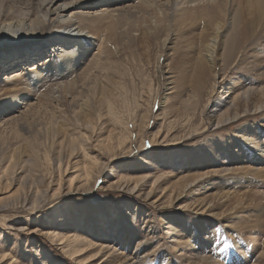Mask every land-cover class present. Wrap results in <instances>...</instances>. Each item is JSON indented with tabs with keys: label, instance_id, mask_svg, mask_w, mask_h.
<instances>
[{
	"label": "bare ground",
	"instance_id": "1",
	"mask_svg": "<svg viewBox=\"0 0 264 264\" xmlns=\"http://www.w3.org/2000/svg\"><path fill=\"white\" fill-rule=\"evenodd\" d=\"M41 33L45 36L36 39ZM24 39H30L28 48L0 53V71L8 66L18 68L0 77V165L6 162L0 177L10 171L11 175L16 164L26 161L24 155L37 158L41 145L42 160L50 164V151L56 147L66 149L67 155L56 154L57 177L44 179L43 194L51 189L49 197L54 198L64 184L66 190L94 189L107 168L118 166L119 173L108 186L126 187L139 202L125 200L121 213L106 205L92 209L91 214L75 212L72 217L82 232H47L74 263L144 264L152 248L143 244V258H138L140 239L131 247L137 236L132 232L133 217L145 214L140 203L167 217V221L161 219L165 229L175 224L178 238L171 243L184 244L180 249L187 251L192 264L212 263L203 251L209 242L203 232L216 224L252 237L259 231L264 235V193L258 194V188H264V0H0V47L19 46ZM118 39L125 52L138 56L137 65L153 69L158 86L154 88L151 80L147 83L148 108L136 103L125 110L122 102L119 105L123 88L119 78L125 64L109 51ZM28 62L34 64L26 68ZM171 98L181 100L173 109L169 105L171 114L164 117L186 115L189 140L200 133L226 134L202 139L184 151L149 152L143 139L149 127L145 119L156 103L159 114L164 113L163 105ZM141 108L143 113L137 115ZM102 111L119 130L106 128V136L94 134L93 138L84 129L94 131ZM197 112L199 120H195ZM241 119L250 120L230 130L229 125ZM34 122L39 125L36 130ZM67 125L79 134L71 135ZM170 128L169 120L166 131ZM92 138L97 151L92 149ZM134 151L156 169H180L183 176L153 173L151 168L144 173L139 162L132 161ZM79 156L81 165L72 166H79L77 173L63 183L72 168L71 158ZM126 169L136 174H126ZM11 185L9 177L0 178L1 206L9 200L30 203L24 193L18 201L21 189L11 191ZM174 207L191 211L195 222L188 224L183 214L172 215L169 211ZM34 209L40 210L35 205L29 208ZM148 217L152 220L153 215ZM196 231L195 238L202 243L199 251L189 243ZM117 245L136 252L116 251ZM252 251L254 264H264V246H253ZM11 258L9 252L0 250V263L14 264ZM44 260L45 264H61L49 255Z\"/></svg>",
	"mask_w": 264,
	"mask_h": 264
},
{
	"label": "rangeland",
	"instance_id": "2",
	"mask_svg": "<svg viewBox=\"0 0 264 264\" xmlns=\"http://www.w3.org/2000/svg\"><path fill=\"white\" fill-rule=\"evenodd\" d=\"M44 36L45 35L41 33L36 39H41ZM29 43L30 39H24L20 43L21 45L19 46H2L0 47V53L15 48H28L30 45ZM122 45V42L118 39L116 40V42H112L109 47V51L115 56H117L119 59L123 60V63L125 64L124 68L121 69L123 74L119 78L121 86L123 85L121 91L122 97L119 102V105L122 102V107L125 106V108H123L125 110L126 107L133 109L136 103H141L143 105V108H148L149 98L151 94L149 93L147 83L149 80H151L154 88H157L158 86L156 84V80L154 79L155 74L153 72V69H151L150 67L147 68L146 66L137 65L139 61L138 56L135 55L133 58L130 53L125 52V48L122 47ZM44 56L45 55H43L42 57ZM132 60H134L135 64L132 63ZM31 64L34 63L28 62L24 64V66L27 68ZM14 67L15 68H10L8 66L7 69H2V71H0V77L3 78L6 75L8 76L11 71L18 69L17 66ZM25 71L26 69H24V72ZM112 71L113 74L117 76V70L112 69ZM180 100L181 98H176V100L172 99L169 101V103L164 104V113L162 112L160 114L157 111V103L153 105V113L148 119H145L148 121L149 127L146 129L145 134L143 136L145 146H149V149L151 148V151L149 152L156 153L158 151H161V154H166L168 150L184 151L186 147L189 148L190 146H192V148H194L195 146H198L202 139L214 137L216 135L226 134L225 131H218L217 134H214L213 132H208L205 134L200 133L199 135L197 134L196 139L189 140L187 138L189 136V130L187 129V125H189V123L186 115L180 114L177 116H172V113L171 119H165L164 117V115L169 116L171 114L168 113L170 111L169 109H171H168L169 105H171L173 109L174 107H176L177 103L180 102ZM222 101L223 99L218 102L221 103ZM226 101L228 100L226 99ZM155 107L157 108L155 109ZM143 111L144 109L142 108L138 109L136 114L141 115ZM68 113L71 114V112ZM196 115L198 117H196L195 120H199L201 118L199 112H197ZM72 120L74 121V119ZM128 120L131 122V118H128ZM169 120L171 121V128L169 131H166V125ZM247 120L241 119L239 121L232 122L229 125L230 130H234L235 126L244 123ZM98 123L100 125H98ZM98 123H96L94 131L84 129V132L87 135L92 134L93 138H96L94 137V134H96L98 138H102L107 135L106 128L112 129V127H115L111 124V120L107 118L104 111H102L101 122ZM128 125V127H130L131 129L133 128L131 123H129ZM38 128L39 125L34 122L33 129L36 130ZM67 128L69 129L67 131L71 135L77 136L79 134V131L73 128L71 125H67ZM211 128H213L214 130L215 126ZM116 129L119 130L118 128ZM159 129L161 130L159 135L154 137V135ZM80 130H83L82 127H80ZM168 134L169 136H167ZM39 136L42 138L41 141L43 142V136H41V134ZM132 137H134V134L132 135ZM93 138L91 139V146L93 147L92 149H94V151H97L98 149L94 145L96 142L93 141ZM39 149L41 150L37 158H35L34 156L29 157L27 155H24L23 160L26 161L23 163L16 164L14 172L11 175L8 174L11 172L10 171L8 173L5 172L0 177L2 178V181H4V179L7 177L11 179L12 185L8 188L11 189V191H14L15 189H21L18 201H21V199L25 197L22 196L24 193L25 195L27 194V198L30 202L28 203L27 201H25L24 203L16 204L15 202H12V200H9L7 204H4V206L0 205V250H4L7 253L9 252L10 256L13 257V259L11 258V260H14L12 261L14 264H45V255H49L51 258L59 260L61 264H76L74 263V259L69 257V254L62 250L60 245L55 243V241L52 242L51 238L47 235V232H52L54 230H56V232H70L71 229L76 232H82L81 228H79V225L81 224L79 223V221L78 223L74 221L76 218L74 219L72 217L75 212L85 210L88 214H91L92 209L98 210V207H104L106 205L110 206V208H112L117 213H121L124 212L126 209L125 206L122 204L125 200H129L137 205H139V202L136 198H131L133 196L127 193L128 191L126 190V187L122 185H114L113 187L108 186L109 183L115 181V176L119 173L118 166L117 168L114 167L113 170L107 168V170L105 171L106 174H104V177H102V180H100L96 184L94 189L88 191H84L83 189L66 190L67 184H64L62 187V191L56 197L50 198L49 195L52 192L51 189L47 190L44 194L42 192V190L44 191V181H46L49 177H54L56 179V154L59 153L62 155V157H65L67 155V151L66 149L58 150V148L55 147L54 150L50 151V157H52V160L49 164L45 160H42L43 156H41V154L43 153V146L41 145ZM243 149H246V146H244ZM131 157L132 161L136 163L139 162L140 167L145 169L144 173L149 172L148 169L151 168V172L153 173H160L161 171H163L164 173L169 175H176L177 177L183 176V173L180 169L176 170L171 167H165L164 169L159 167V169H156L153 162H143L140 156H138L137 152L135 151L132 153ZM82 159L83 158L81 156L71 158L70 166L72 167L74 163H77L80 166L81 162L83 161ZM2 163L4 165H0V171L3 169V166L6 165V162ZM111 164L109 165V167L111 166ZM79 166L74 168L72 167L67 170V172L63 176V183H65V180L69 176H73L77 173L76 169H78ZM123 172L131 175L136 174L135 172H131V169H126ZM20 183H22L23 185L19 186ZM36 186H38L40 190H37ZM51 187H56L55 182L52 183ZM262 192L264 193V188L259 187L258 194L262 195ZM2 196H4V190H0V198ZM9 203H13V205ZM32 205L38 206L40 210H29ZM140 205H142L141 207H143L145 214L140 217L141 219L139 217L134 216V218L132 216L134 228L132 232L137 236L134 241L132 240L133 242L131 244V247L134 248L136 246L138 239H140L139 241H141L142 243H140L137 247V250H140L138 252H141L138 255V258L139 256L143 258L142 246L143 244H146L147 247L149 246L148 248H152L153 253L149 254V258H144V264H192L188 261V258H190V256L189 254H187V251L183 248L180 249V247H184V244L181 245V242L179 241L174 244L171 243V240L178 238H176V231H174L175 227H173L175 224L172 225V228L165 229V223H163V225L161 223L162 221H164L161 220L164 217L162 216V214L159 213V210L148 205H143L141 203ZM174 208V210L170 209L169 211L171 213H174L172 215L181 216L183 214L187 216L186 218L188 224L195 222L196 216L190 215L191 211L182 212L180 209H177V207ZM173 211H177L178 213ZM150 215H153V217H151L152 220L148 217ZM85 218L87 219L88 215H86ZM164 219L167 221V217ZM124 222L125 221H123L122 223ZM215 222L216 221H214L213 223L216 224ZM149 225L151 227H149ZM189 226L190 225H186V227ZM220 227L221 224H216L214 227H209L206 232H203V236H207V239L209 238V242H207L208 247H204L205 249L203 248V251H205V254L209 255V259L211 260L210 262H212L211 264H254L256 262V255H253V251L251 253V249L253 248V246L257 245L259 248H263L264 235H261L262 232L259 231V233L257 232L256 234L252 232L251 234H255V236L252 237L250 235H245V233H242L241 231H231L229 228H226L227 230H223L220 229ZM126 229L129 230L130 228L126 227ZM179 229L181 230L183 228L181 227ZM166 230H168V234L165 233L167 232ZM196 234L197 231L195 232V235L190 238L191 242L189 243L194 245L195 249L199 251L200 249H202L200 245L202 243L198 238H195ZM81 235L82 237H85V235H83L82 233ZM250 237L252 238V240ZM217 240L219 242H217ZM237 240L240 242H237ZM96 242L99 243L98 240ZM174 246L176 247L175 251L173 250ZM117 247L118 248L116 249V251L123 250L124 253H127L128 251L136 252L135 249H130L131 247L124 248L121 245H117ZM92 251H88V254ZM178 254H181V256L178 257ZM241 256L243 259H241ZM238 257H240L241 261L237 263V261L235 262V259ZM231 260H233L234 263ZM95 263L96 260L92 262V264ZM198 264H201L200 261Z\"/></svg>",
	"mask_w": 264,
	"mask_h": 264
},
{
	"label": "snow or ice",
	"instance_id": "3",
	"mask_svg": "<svg viewBox=\"0 0 264 264\" xmlns=\"http://www.w3.org/2000/svg\"><path fill=\"white\" fill-rule=\"evenodd\" d=\"M0 102H3V101H0Z\"/></svg>",
	"mask_w": 264,
	"mask_h": 264
}]
</instances>
